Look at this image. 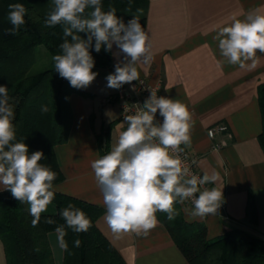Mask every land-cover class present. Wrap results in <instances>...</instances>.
<instances>
[{
  "label": "clouds",
  "instance_id": "obj_1",
  "mask_svg": "<svg viewBox=\"0 0 264 264\" xmlns=\"http://www.w3.org/2000/svg\"><path fill=\"white\" fill-rule=\"evenodd\" d=\"M51 4L44 25H62L63 30L59 52L52 57L54 71L71 87L84 89L96 79L90 49L94 47L99 53L103 47L111 52L113 45L124 59L118 60L115 71L107 75V87L120 89L133 81L143 84L138 65H150L154 53L150 37L137 17L125 23L117 17L115 7L109 5L104 10L102 0H51ZM26 14L24 4L8 5L7 19L12 25L9 34L15 35L26 23ZM213 39L227 65L256 67L264 56V12L257 9L243 19L233 17L216 30ZM148 91L150 95L143 104H136L135 114L124 115V122L118 125L124 130L119 132L115 146L91 162L106 209L104 219L118 238L127 233L148 237L159 223L158 212L165 213L169 220L176 218V204L190 200V215L202 218L217 215L224 202L223 191L217 187L201 189L215 185L218 174H193L182 159L181 154L192 143V113L187 105L179 99L158 96V90ZM9 100L8 87L0 85V188L27 205L35 227L53 203L57 173L41 163L42 151L29 153L23 141H16L14 108ZM41 111L47 112V106H42ZM157 114L162 120H157ZM59 215L64 223L57 225L55 232L59 247L68 251L66 229L85 233L92 224L86 213L71 203L60 209ZM45 223L52 225L56 221L46 218ZM80 243L76 239L74 246Z\"/></svg>",
  "mask_w": 264,
  "mask_h": 264
},
{
  "label": "crops",
  "instance_id": "obj_2",
  "mask_svg": "<svg viewBox=\"0 0 264 264\" xmlns=\"http://www.w3.org/2000/svg\"><path fill=\"white\" fill-rule=\"evenodd\" d=\"M257 9L264 12V0H149L145 31L154 60L147 66L138 65V70L140 77L153 83L161 81L162 96L187 105L192 113V143L188 149L199 156L202 173L218 174L216 184L211 185L223 191V209L202 218L184 209L187 220L206 224L209 238L243 229L264 239V149L260 142L264 56L254 68L230 66L223 62L218 42L213 39L216 30L233 17L243 19ZM123 59V53L113 45L112 62L102 69L111 74L118 60ZM101 84L106 88L104 92L84 88L81 90L92 94L71 95L73 122L69 138L56 146L64 177L54 188L105 209L91 162L114 147L124 129L118 127L123 122L120 112L104 110L109 104L103 99L118 89L108 88L106 78ZM218 123L226 124L228 129L211 138L207 130ZM217 144L222 147L215 148ZM105 212L97 226L127 264H190L159 218L157 227L146 238L134 233L118 238L109 229ZM58 239L55 231L49 234L53 254L54 247L59 253V260L54 254L57 264L63 259ZM0 263L7 264L1 239Z\"/></svg>",
  "mask_w": 264,
  "mask_h": 264
},
{
  "label": "trees",
  "instance_id": "obj_3",
  "mask_svg": "<svg viewBox=\"0 0 264 264\" xmlns=\"http://www.w3.org/2000/svg\"><path fill=\"white\" fill-rule=\"evenodd\" d=\"M22 3L27 9L26 23L15 35L7 19L8 5ZM104 10L115 7L117 17L127 23L137 17L146 30L149 0H102ZM52 10L51 0H0V85L9 90V103L14 108L13 124L16 141H23L29 153L42 151L41 163L57 173L54 185L63 180V173L56 154V146L67 142L73 122L71 95H91L71 87L61 78L53 66L31 74L37 61L36 48L44 45L55 55L63 42L62 25L46 27L44 20ZM85 36V34H81ZM86 38V36H85ZM94 43V42H93ZM94 67H108L111 52L102 47L97 53L90 49ZM260 103L263 114V131L260 142L264 149V85H260ZM48 111L42 112L41 107ZM73 204L90 218L92 226L85 233H73L66 229L68 251L63 250L59 264H127L118 249L97 226L105 209L99 205L78 199L55 190L51 212L42 213L37 226L26 205L13 199L8 191L0 192V239L3 242L7 264H57L49 241V234L64 221L60 209ZM178 215L169 220L158 212L173 240L190 264H264V239L243 229L229 230L223 235L209 238L204 222L185 218L182 204H176ZM46 218L56 221L45 223ZM79 239L80 246H74ZM1 264V263H0Z\"/></svg>",
  "mask_w": 264,
  "mask_h": 264
},
{
  "label": "built area",
  "instance_id": "obj_4",
  "mask_svg": "<svg viewBox=\"0 0 264 264\" xmlns=\"http://www.w3.org/2000/svg\"><path fill=\"white\" fill-rule=\"evenodd\" d=\"M140 81L143 84L139 83L138 81H133L132 84H124L116 93L110 94L106 96L103 101L104 103H111L117 101L120 107V119L124 122V115H131L135 114L136 111V104H143L146 98L149 97L150 92L148 88L158 90V96H162L161 88L162 84L161 81L157 83H153L146 79L145 77H140ZM133 86H135V91L132 90ZM126 109V111H125ZM157 120H162L161 117L157 114ZM228 129V126L224 123H218L214 126L208 128V135L213 138L217 133H221ZM215 148L222 147L221 144H217L214 146ZM183 161L189 166L190 171L193 174L198 176H202L203 173L200 171L198 167L199 156L191 151L190 149L186 148L184 153L181 154ZM204 187L211 188L212 185H204L201 186V189ZM183 209H192L193 205L192 202L185 201L183 204ZM223 205L221 206L220 210L223 209Z\"/></svg>",
  "mask_w": 264,
  "mask_h": 264
},
{
  "label": "rangeland",
  "instance_id": "obj_5",
  "mask_svg": "<svg viewBox=\"0 0 264 264\" xmlns=\"http://www.w3.org/2000/svg\"><path fill=\"white\" fill-rule=\"evenodd\" d=\"M36 54H37V61L34 64V66L32 67L30 73L34 74L37 72H40L46 68H49L51 66H53L54 62L52 60L53 55L47 50V48L44 45H39L36 48ZM103 67H94L92 69V71L97 72L98 75L96 77V79L92 82V84L87 87V88H92L98 92H104L106 90V88L104 86H102V82L104 81V79L107 77V75H109L110 73L104 69H102ZM109 105H107L104 110L105 113L110 112V110L112 109V111L116 112H120L119 110V103L117 101L112 102V103H107ZM102 111V110H101ZM54 209L53 205L51 204L48 208L47 212H51V210ZM55 250V257L57 260H59V253L56 251V247H54ZM63 253V251H62Z\"/></svg>",
  "mask_w": 264,
  "mask_h": 264
}]
</instances>
